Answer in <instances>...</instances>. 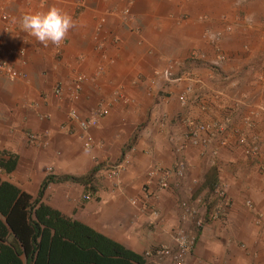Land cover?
Here are the masks:
<instances>
[{"label":"crops","instance_id":"0c3cea01","mask_svg":"<svg viewBox=\"0 0 264 264\" xmlns=\"http://www.w3.org/2000/svg\"><path fill=\"white\" fill-rule=\"evenodd\" d=\"M52 6L76 27L60 46L45 47L20 19ZM183 7V0H0V63L18 73L0 71V181L31 200L40 194L57 220L82 224L143 264L147 249L166 246L173 256L180 203L205 221L199 230L184 226L193 243L180 264H264V49L234 45L228 32L210 45L204 37L214 39V19H182ZM192 53L224 63L215 71L193 66ZM167 69L180 81L167 82ZM97 105L107 114L95 128L82 132L67 118L68 111L87 118ZM240 137L258 145L256 155ZM92 170L85 182L58 180ZM156 170L166 187L145 201L141 185L154 182ZM47 177L56 181L39 193ZM215 208L217 218L206 220ZM63 225L41 224L48 243L70 245Z\"/></svg>","mask_w":264,"mask_h":264},{"label":"trees","instance_id":"16d2710c","mask_svg":"<svg viewBox=\"0 0 264 264\" xmlns=\"http://www.w3.org/2000/svg\"><path fill=\"white\" fill-rule=\"evenodd\" d=\"M94 172L92 170L83 179L64 177L58 180L81 183L89 180ZM54 181V178L47 177L39 193ZM39 201L40 194L31 200L25 192L0 181V240L6 235L8 244L0 247V264H129V260L143 264L139 256L122 251L118 245L82 224L66 223L61 218L57 220L55 211L42 206ZM41 224H64L66 230L60 233L70 240V245L59 244L53 239L48 243Z\"/></svg>","mask_w":264,"mask_h":264},{"label":"built area","instance_id":"2783aa9c","mask_svg":"<svg viewBox=\"0 0 264 264\" xmlns=\"http://www.w3.org/2000/svg\"><path fill=\"white\" fill-rule=\"evenodd\" d=\"M124 15L128 16V13L126 10H124ZM0 71L4 73L7 76L10 77H16L18 76V73L11 70L9 67L5 66L3 63H0ZM164 79L169 83H176L179 82L181 78L174 77L172 72H170L168 69L166 71H163L162 73ZM76 82L79 84L82 82V77L78 76L76 77ZM54 94H59V88L55 87ZM107 114V110L104 109L102 106L97 105L96 107L92 108L91 111L88 114L87 118H79L74 111H68L67 112V118L74 122L78 128L85 132L88 129L95 128L99 121ZM185 126H190L191 123L189 121L184 122ZM203 128L201 126H197L195 130H202ZM192 136L195 135L194 132L191 133ZM26 141L29 144H33L36 141V138L33 134H28L25 137ZM195 138H191L192 143H195ZM240 145H244L246 148L245 153L249 154L250 156H254L258 152V145L251 142L249 143L246 139L240 137L237 141ZM51 169L47 168V171L49 172ZM184 167L181 162H178L175 166L173 174L175 176H182ZM261 171L264 172V166L261 167ZM109 177L112 178L113 175L111 172L108 173ZM151 178L154 179V182H151L150 180L145 181L140 188L141 194L144 197V200L146 201L148 198H150L152 195L156 196L160 192H162L165 187V175L161 174L158 170L153 171L151 174ZM217 194L219 197H224L225 193L222 187H219L217 189ZM130 205H135V200L130 199L129 200ZM144 205L142 206V208ZM219 209H211V211L207 214L206 220L212 221L215 220L218 216ZM152 216H156V212L152 211ZM205 221L200 216H197V212L193 208H189L188 205L184 203H180L178 206V226L173 234V256H170L169 254V248L166 246H159L156 248L147 249L142 253V258L145 259L149 264H180L185 259L186 255L190 252L191 246L193 243V237L189 236L184 229V226L186 224H192L195 229L199 230L203 227ZM242 249H245L243 246H241Z\"/></svg>","mask_w":264,"mask_h":264},{"label":"rangeland","instance_id":"374dc122","mask_svg":"<svg viewBox=\"0 0 264 264\" xmlns=\"http://www.w3.org/2000/svg\"><path fill=\"white\" fill-rule=\"evenodd\" d=\"M183 1L182 19H214L215 31L211 33L214 39L210 34L204 37L210 45L218 44L228 32L230 43L234 45L247 43L264 49V0H199L197 7L193 4L195 0ZM259 39L260 44L256 45ZM214 54L216 56L217 53ZM216 58L210 64H205L203 55L192 53L189 60L194 63L193 66L216 68L224 63L221 55ZM181 74L187 75L182 71Z\"/></svg>","mask_w":264,"mask_h":264},{"label":"clouds","instance_id":"9594fccd","mask_svg":"<svg viewBox=\"0 0 264 264\" xmlns=\"http://www.w3.org/2000/svg\"><path fill=\"white\" fill-rule=\"evenodd\" d=\"M20 26L23 31L47 47L49 44L60 46L76 27V22L71 15L52 6L47 11L23 15Z\"/></svg>","mask_w":264,"mask_h":264}]
</instances>
